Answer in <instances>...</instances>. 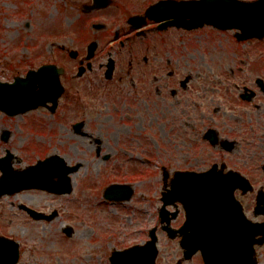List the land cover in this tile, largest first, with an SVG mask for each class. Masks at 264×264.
Returning <instances> with one entry per match:
<instances>
[{
	"label": "rangeland",
	"instance_id": "1",
	"mask_svg": "<svg viewBox=\"0 0 264 264\" xmlns=\"http://www.w3.org/2000/svg\"><path fill=\"white\" fill-rule=\"evenodd\" d=\"M88 1L0 0V82L10 83L15 76L24 77L30 69L43 64H55L58 61L55 54L57 47L79 53L84 50L92 36H95L88 29L90 21L81 11L82 5ZM156 1L120 2L133 14H142ZM232 34H218L211 27L193 33L194 36L176 30L166 31L157 36L152 34L143 43H137L138 52L140 56L145 55L148 52L147 45H150L151 51H170V57L180 51L185 54L193 52L199 75L194 76L196 84L186 93L187 98H192L191 101L242 102L237 95L244 93L242 90L246 87L258 93L252 102H264V93L259 91L255 83V79H261L264 83V68L256 71L251 67L259 59L264 62L259 53L261 51L264 55V47L252 52L255 47L253 44L240 46L230 39ZM96 35L102 37L101 34ZM110 38L105 36L102 39L99 54H103L104 44ZM248 50L250 52L244 54ZM137 67L138 70H133L132 75L133 96L129 87H126L128 83L118 89L115 82L105 83L102 87V81L95 74H88L72 86L73 89L84 91V95L87 92L90 115H133V124L125 122V125H133L130 128L133 129V139H126L125 142L126 146H133L132 170L103 171L82 163L88 156L82 153L84 148L81 139L70 133L71 124L83 117V112L76 110L75 102H62L54 114L43 107L13 117L0 112V156L4 155V149H8L20 159L16 163L20 168L54 154L61 156L66 164L81 163L78 171L71 175L73 192L68 196L27 191L15 197L0 198V220L4 221L0 231L20 243L19 264H103L99 258L109 248V241L117 236L122 241L123 234H127L133 242L134 239L145 238L149 229L158 226L162 191L158 169L166 164V156L162 154V148L165 147L161 138L162 105L165 100L172 102V98L166 91L160 97L155 96V85L151 81L154 71L148 66ZM169 69H172V65ZM80 93L82 96L79 97L76 92L73 93L76 94L73 99L78 103L84 102L81 99L84 96ZM121 96L129 101L118 102L116 97ZM64 104L72 105V112L67 114ZM122 104L127 105L129 110H113V106L120 109ZM5 131L9 135L7 142L1 140V134ZM130 141L132 145L128 144ZM157 142L161 148H157ZM172 157L177 158L176 154ZM113 183L129 184L133 189L130 200L122 204L106 201L102 193ZM18 203L34 204L44 213L56 210L58 217L49 222L32 223L21 215L15 216L19 212L16 209ZM65 226L73 228L75 233L72 237L63 234ZM101 227H105L104 239L99 235ZM160 236L158 246L163 258L174 259L172 253L175 249L172 251L167 248L164 238ZM262 257L264 262V251Z\"/></svg>",
	"mask_w": 264,
	"mask_h": 264
},
{
	"label": "flooded vegetation",
	"instance_id": "2",
	"mask_svg": "<svg viewBox=\"0 0 264 264\" xmlns=\"http://www.w3.org/2000/svg\"><path fill=\"white\" fill-rule=\"evenodd\" d=\"M120 1L122 0H111L109 6L84 14L85 18L90 21L88 29L93 31L92 35H95L92 36L91 41L97 42L92 57H86L88 56L87 46L80 53L77 52L73 56L70 55L68 48L63 47H57L58 51L55 53L58 57V61L55 64L63 69L61 83L64 87V92L59 100H57L58 104L54 113L60 109L63 104L62 102H75L76 110L83 112V117L76 120L70 126V133L77 135L81 139L80 142L84 148L82 153L88 156L82 163L84 165L88 163L91 167L103 171L132 170L133 146H126L125 142L126 139H133V129H130L133 125L126 124V126L125 122L133 124V115L128 113L104 116L88 114V94L86 92V95H84V91L73 89L74 82L83 80L88 74H95L102 81V87L105 86V83L115 82L118 89L119 86H126L125 83H128L129 85L126 87H129L128 90L131 91L130 94L133 96V70H138V65L148 66L155 73L151 74V81L155 85L153 89L155 96L160 97L166 91L168 96L172 98V102L165 100L162 105L164 109L162 116L163 137L161 138L165 144V147L162 148V154L166 156L164 158L166 164H162L158 169L160 171L162 186L161 193L169 190L172 185L192 184L189 179H185L186 174L189 173L205 174V172L213 171L217 175L226 176V174H230L235 178V183L242 184V188L234 190L233 197L239 203V208H241L245 219L253 223L264 224V102H248L243 99V93L237 95L242 102L211 103L191 101L192 98H187L186 93L190 87H194L196 84L194 76L198 77L199 75L196 69L198 65L196 56L193 52L185 54L180 51L174 57H170V51H151L150 45H147L148 52L140 56L137 43H143L152 34L157 36L166 33V31L176 30L193 35V33L206 28L192 31L169 28L160 31L157 29L156 23L147 20L145 21L146 25L144 28L133 31V21L130 22V20L133 19V15H142L143 13L133 14V11L127 9ZM91 2L89 0L86 4L91 5ZM216 32L218 34L223 33ZM96 34H101L103 38L105 36L112 37L104 44L102 49L103 54H99V48L103 38L100 36L96 37ZM247 44H253L255 46L252 52L260 50L264 47V37L261 40L245 41L240 45L246 46ZM249 52V50L245 51L244 54ZM259 53H261L260 58H264L263 53L261 51ZM263 63V60L260 59L255 61L252 64L254 67L251 66L252 70L258 71L263 69ZM170 65H172V69H169ZM190 66L192 68H189ZM187 70L189 73H186ZM191 71L193 72L191 73ZM256 85L259 88L257 83ZM262 86L263 90L259 88V91L264 93V83H262ZM74 92H76L78 97L81 95L80 92H82L84 99H81L84 102L78 103L75 98L73 99V95H76L73 94ZM257 95L258 93L253 92L250 94L251 99L254 101ZM116 98L118 102H126L128 100L123 96ZM64 105H66L64 111L67 114L72 112L70 111L72 105ZM119 108H116V105L113 106L114 111L129 110L125 104H122ZM128 144L132 145L133 143L130 141ZM159 147L160 145L157 142V148ZM4 150L6 157L9 156L7 152L10 153L9 163L12 164L13 169L20 170L27 166L20 168L16 164L20 162V159L13 156L8 149ZM173 154H176L177 158L172 157ZM73 165H79L81 167V163H75ZM133 175L138 177V174L134 173ZM28 191L42 193V191L36 188ZM15 195H4L3 197H15ZM52 195L55 194H50V196ZM258 197L259 202L257 201ZM108 202L114 204L124 203L114 200ZM33 205L16 204V209L19 212L15 216L21 215L32 223H41L42 221L40 220H34L23 207L27 206V208L42 212L36 208V205H34L36 207ZM11 206H13L12 203ZM168 210L167 215L171 218L168 231L163 230L160 223L154 227L157 228L158 243L159 236L162 235L164 245L168 246L167 248H171L172 251L175 249V252L172 253L174 259H171V257L163 258L161 248L156 243L157 254L153 264H206L200 250L188 256V254L185 255V249L179 243L180 237L176 232L183 225V221L186 220V212L183 204L177 203L175 206H170ZM53 211L45 212V214L52 213ZM172 211H176V215L173 218L170 214ZM219 214L221 216L224 215L223 212ZM218 219L216 213L213 219L214 226L212 229L210 227H204L203 229L197 227L191 233L194 232L201 236V231L206 229H210L213 233L226 231L227 229L220 228V220ZM3 226L4 221L1 219L0 228H3ZM260 230L263 233L254 238L255 243L252 249L254 250L252 257L256 261V264H264L262 260V252L264 251V225ZM98 231L99 235H102L104 239L105 227L99 228ZM148 232L149 230L145 233V238L134 239L133 242L131 241V236L127 234H123L122 241H119V237L117 236L112 240L114 243H111L112 241L108 242L110 244L108 246L109 248L103 251V257L99 258L100 262L103 264H114L111 259L113 253L122 252L134 245L145 244L148 240ZM169 235L174 236L169 237ZM214 237L217 240L220 239L217 235ZM1 239H14L0 231V258L2 257L0 264H4L7 263L4 258L8 257V252L5 251L4 241ZM213 241V245L216 247L218 243L215 240ZM20 250L21 245L18 250L19 260ZM116 261L117 259L114 260V262ZM16 264H19V262Z\"/></svg>",
	"mask_w": 264,
	"mask_h": 264
},
{
	"label": "water",
	"instance_id": "3",
	"mask_svg": "<svg viewBox=\"0 0 264 264\" xmlns=\"http://www.w3.org/2000/svg\"><path fill=\"white\" fill-rule=\"evenodd\" d=\"M108 2L109 0H93V5L86 7L87 10L84 11L104 8L109 4ZM146 19L163 22L158 29L166 30L167 27L175 26L187 31L208 25L224 31L234 30L239 40L259 39L264 36V0L251 2L160 0L148 7L144 15L133 16L130 20L133 21V29L145 25ZM95 45L96 43L93 42L88 46L86 57H92ZM73 55L75 54L71 53V56ZM62 72L63 70L55 65L47 64L36 70H29L25 77H15L10 83L0 82V111L8 116L24 114L38 107H46L53 111L63 92L60 83ZM2 135V139L6 141L7 133ZM9 156L0 159V196L35 188L55 194L71 192L69 175L75 173L78 166L69 167L62 158L55 155L23 171H13ZM185 179H189L192 184L172 185L167 193H162L163 205L159 217L160 223H166L163 229H166L171 219L167 215L166 206L170 204L175 206V202L178 201L183 204L186 212V221L177 232L182 237L179 243L185 249V255L191 256L200 250L206 264H256L252 257L254 238L263 233L260 228L264 224L249 222L243 216L239 203L233 197L234 190L242 188V184L235 183V178L230 174L217 175L213 171L205 174L189 173L186 174ZM131 191L129 186L112 185L106 188L103 194L107 200L123 201L130 198ZM257 201L259 202V197ZM25 209L36 220L50 221L56 216V213L45 216L28 208ZM221 212L223 216L219 214ZM216 213L220 220V228L227 229L224 232L210 231L214 226L213 219ZM175 215L176 212L171 213L172 218ZM197 227L200 229L210 227V229L202 230L199 236L197 233H191ZM155 231L156 228L150 230L148 233L150 240L144 246H135L123 252L113 253L111 257L113 263L153 264L157 241ZM63 233L70 238L73 230L71 227H66ZM216 235L220 237L219 240L214 237ZM213 240L218 243L216 247L213 245ZM3 241L4 249L8 252V257L4 258L7 263L4 264H15L18 261V244L13 241ZM116 259L117 261L114 262ZM0 260L2 261V257Z\"/></svg>",
	"mask_w": 264,
	"mask_h": 264
}]
</instances>
